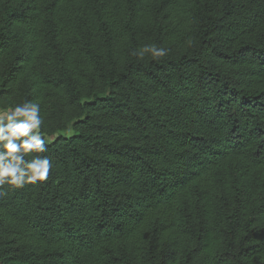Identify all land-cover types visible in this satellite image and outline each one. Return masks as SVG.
Here are the masks:
<instances>
[{"label": "trees", "instance_id": "16d2710c", "mask_svg": "<svg viewBox=\"0 0 264 264\" xmlns=\"http://www.w3.org/2000/svg\"><path fill=\"white\" fill-rule=\"evenodd\" d=\"M26 101L53 167L5 186L0 264H264V0H0Z\"/></svg>", "mask_w": 264, "mask_h": 264}, {"label": "clouds", "instance_id": "9594fccd", "mask_svg": "<svg viewBox=\"0 0 264 264\" xmlns=\"http://www.w3.org/2000/svg\"><path fill=\"white\" fill-rule=\"evenodd\" d=\"M166 52L153 44L133 54L143 57L151 53L153 59H159ZM42 124L40 104L36 102L26 101L0 112V197L7 194L5 186L19 189L48 178L53 164L48 156L40 155L47 151ZM30 153L37 155L26 159Z\"/></svg>", "mask_w": 264, "mask_h": 264}, {"label": "rangeland", "instance_id": "374dc122", "mask_svg": "<svg viewBox=\"0 0 264 264\" xmlns=\"http://www.w3.org/2000/svg\"><path fill=\"white\" fill-rule=\"evenodd\" d=\"M0 112H2V111L0 110ZM52 139H53V138H47V141H52Z\"/></svg>", "mask_w": 264, "mask_h": 264}]
</instances>
